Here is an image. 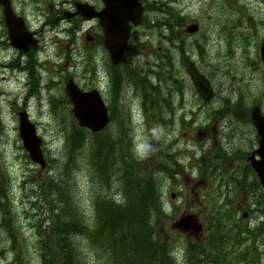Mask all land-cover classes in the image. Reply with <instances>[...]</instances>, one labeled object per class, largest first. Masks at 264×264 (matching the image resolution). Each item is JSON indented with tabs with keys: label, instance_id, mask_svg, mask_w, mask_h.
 Wrapping results in <instances>:
<instances>
[{
	"label": "rangeland",
	"instance_id": "374dc122",
	"mask_svg": "<svg viewBox=\"0 0 264 264\" xmlns=\"http://www.w3.org/2000/svg\"><path fill=\"white\" fill-rule=\"evenodd\" d=\"M156 1L161 3L162 11L147 10L149 12L144 14L143 20H149L150 24H154L156 20L166 19L170 23L174 12L182 15L180 27H175L173 34L166 33L165 29L163 33L165 36H161L156 29H146L145 24L133 28L131 41L139 43L138 56L131 57L119 69L109 66V71L106 69L109 62H103L99 71L101 84L106 81V76L110 78L113 69L114 73L121 75L122 80L125 74H134L136 78H133L130 84L137 90L139 88H136L133 83L140 85L146 83V77L142 74L150 77L151 82L155 83L154 75L148 72L150 68L154 70L155 63L159 62L153 50L161 53L168 48L174 65L173 77L182 84V94L174 97L173 111L166 116L169 121L164 125L159 122L158 117L153 120L146 118L140 97L129 96L127 98L125 93L118 94L117 88L112 90L109 87L108 89L105 82V87H99L106 92H103L102 97L109 107L111 122L101 138H104L107 144V141L111 140L112 146L109 148L115 153L121 149L123 151L129 149L137 159H145L144 162L152 171L161 161L168 158L167 154H177L178 166H176L174 178L168 179L165 175L162 176V202L165 213L170 216L166 218L164 214L165 218L160 224L162 229H157V232L163 237H168L169 234L178 236L171 228L172 223L184 214L196 213V199L214 187L213 180L211 188L209 189L211 185L209 181L207 188L204 189L205 181L197 169L196 157L208 156L206 152L208 147L203 148L204 143L199 135L202 131L197 123L203 124L206 131L210 130L212 135H217L220 141L233 139L234 136L243 137L248 134L249 128L239 120L248 116L251 102L264 103V74L258 53L261 41L264 39V3H261V0H216L213 6V0H176L177 3L167 2L168 0H153L151 6ZM235 4L236 6H233ZM46 11H48L47 8ZM189 24H197L198 31L194 34L187 33L185 27ZM169 40L176 44L183 43L185 54L195 62L200 72L204 73L202 66L209 68V63L211 67H220L211 71L214 77H210L212 79L210 81L216 84L215 97L204 106L199 114L196 111L197 97L188 78L187 69L181 65L179 52ZM198 45L203 48L205 54L202 59L198 54ZM5 57L4 51H1L0 92L3 95L0 96V124L4 123L5 135L0 137V189H3L5 195L3 196L0 192V203L6 206L0 207V264H14L12 261L15 250H18L19 254L24 257L26 264H40L37 239L31 224L48 216L46 208H42L46 205L42 187L45 184L46 175L51 171L56 173L59 164L61 167L67 162L69 154L66 151L64 137L73 117L71 107L62 104L66 103L63 100L64 92H60V88L56 85L50 87V91L42 92L40 99L35 97L29 100L30 92H32L29 90L27 97L23 100L20 97V88L24 83L22 80L24 76H19L15 81L11 72L7 74L5 71L8 69L2 65L6 63ZM229 75H235V78H228ZM53 78L62 80V73L58 72ZM122 84L129 91L133 89V87H127V80ZM91 85L95 87L97 83H91ZM240 88L244 94L241 105L248 107L243 109L245 116L241 109L232 107L229 110L222 107L223 98L227 96L240 98ZM107 89L108 95H106ZM186 101L190 103L187 104ZM153 105L157 106V104ZM149 106L151 105L144 103V108H149L147 111L153 114ZM22 110L28 113L42 139V150L46 163L53 160V165L49 169L46 167L40 169L25 156V150L19 138L17 119V113ZM187 111H191V114L184 115ZM217 111L218 113H215ZM61 112L64 113V117ZM60 121L63 122L64 127L60 126ZM186 121H190L192 126H185ZM81 157V152L73 154L68 176L70 180L73 176L72 195L75 197L76 205L86 217H90L92 194L88 193V189L90 192L91 183ZM145 166V164L140 165V168L145 169ZM156 175L154 173L155 177ZM227 190L230 191L228 198L241 201L246 197L241 188L230 187ZM171 193L175 194L173 199L170 198ZM6 219L9 226L13 227L16 224L27 240L18 238H14V241L10 240L8 232L1 226ZM262 220L263 218L251 221L246 219L243 223L257 228L256 225H259ZM178 237L176 239L178 242L183 241L187 244L195 239L194 236L188 235ZM261 244L264 245V241L258 244L256 251L259 256H262L260 264H264V246ZM248 246H253V243ZM82 247L87 250L84 246ZM182 253L183 251L179 255L180 261L183 259ZM92 263H95L94 259Z\"/></svg>",
	"mask_w": 264,
	"mask_h": 264
},
{
	"label": "trees",
	"instance_id": "16d2710c",
	"mask_svg": "<svg viewBox=\"0 0 264 264\" xmlns=\"http://www.w3.org/2000/svg\"><path fill=\"white\" fill-rule=\"evenodd\" d=\"M160 6L156 1L151 6V11H162ZM181 16L173 12L170 23L166 19L156 20L154 24L143 20L142 25L145 24L146 29H156L161 36H165L163 33L166 30V33L173 34L174 28L180 27ZM169 41L178 50L181 65L187 68L190 58L185 54L183 43ZM197 48L202 59L205 55L203 48L199 45ZM137 53V49L128 51L127 60ZM153 53L159 62L155 63V69H149V72L154 75L156 82L151 84V78L142 74L146 77V89L140 91V99L146 118L153 120L161 112V118H158L161 121L164 112L172 113L173 99L182 94V84L173 77L174 65L169 49L166 48L161 53L153 50ZM210 65L211 63L208 64L209 68L202 66V69L212 78L214 76L211 71L220 67ZM109 66L111 68V65ZM125 75L131 80L134 78V74ZM136 85L141 87L138 83ZM144 103L151 105L149 107L153 114L147 111L149 108H144ZM62 104L68 105L67 102ZM153 104L157 106L154 107ZM63 114L61 112L62 116ZM60 126L64 127L61 121ZM103 133L104 131L91 134L80 128L73 119L70 121V127L64 137L69 154L67 162L61 167L59 164L56 173H48L42 187L46 200V205L42 208H46L48 216L40 218L36 222L38 224H33L41 264H178V254L172 253L175 249L173 241L157 232V229H162L160 224L165 218L164 214L166 218L170 216L163 208L161 187L162 176L172 179L176 174L178 162L175 155L167 154L168 158L161 161L152 171L144 162L145 159H137L129 149H121L116 153L111 151L109 147L112 142L108 140L107 144L104 138H101ZM75 152L82 153L83 167L90 177V217H86L84 212L79 210L72 195L73 176L70 180L68 172ZM143 164L146 165L145 169L140 168ZM52 165L53 160L47 162L46 168L49 169ZM154 173L157 174L156 177ZM0 192L5 195L2 188ZM5 206L0 203L1 208ZM213 223L207 225L204 241L189 247L186 245L184 249L189 254H186L184 264H230L234 257L235 260L244 259L245 253H252L251 264L261 261L262 256L255 258L256 248L260 243L255 241L263 229L237 230L236 225L230 226L227 222L218 221L214 226ZM1 226L8 232L10 240L24 239L22 234L8 225L7 219ZM222 228L227 230L222 231ZM243 232L246 234L244 241ZM247 239H253V246H248L250 243ZM242 243H245L243 248L246 251H239V245ZM93 259L95 263H92ZM12 262L24 264V257L20 256L18 250Z\"/></svg>",
	"mask_w": 264,
	"mask_h": 264
},
{
	"label": "flooded vegetation",
	"instance_id": "af4514ba",
	"mask_svg": "<svg viewBox=\"0 0 264 264\" xmlns=\"http://www.w3.org/2000/svg\"><path fill=\"white\" fill-rule=\"evenodd\" d=\"M7 1L8 24L0 5V52L4 51L6 55L4 59L6 63L2 65L8 69L5 71L7 74L11 72L15 81L19 76H24L22 78L24 83L21 84V90L19 89L20 97L23 100L27 97L29 90H32L29 96L30 100L38 98V94L40 97L42 92L50 91L49 88L56 85L60 88V92H64L63 100L67 102L69 100L65 94V86L70 79L82 91L95 88L101 94L106 93L103 88H100L101 86L105 87L106 82L108 89L109 87L112 90L117 88L118 94L125 93L127 98L136 96L137 91L131 84H128L127 87H133L134 90L130 89L129 91L128 88L123 87L122 83L126 81V76L122 80L121 75L114 73V69L112 72L110 71V78L104 77L106 81L101 84L102 79L99 71L103 62H109V54L103 44L104 35L98 18H86L85 15L100 12L104 8L102 0ZM152 1H141L145 10L151 9ZM167 2L177 3L176 0ZM260 2L264 3V0ZM215 3L216 0H213V6ZM207 4L209 6L210 2L208 1ZM10 25L17 27L15 34L18 35L13 36L16 40L23 38L24 41L26 39L22 42V48L12 43L8 29ZM20 32L25 35L21 37ZM137 45L139 44L128 43L127 51L136 50ZM107 65L106 69L109 71V64ZM58 72L62 73V80L53 78ZM262 73L264 74V70ZM91 83H97V85L93 87ZM108 89L106 95H108ZM1 93L0 96L3 95ZM186 103L190 102L186 101ZM258 106L261 114L264 115V103L260 102ZM196 108L199 114L204 109L203 102H197ZM187 114H191V111H187L184 115ZM239 121L248 126V134L221 141L217 135H212L210 130L206 131L203 124L197 123L202 131L199 135L204 143L203 148L208 147L206 149L208 156H199L202 168L201 176L205 181L204 189L211 181L210 189L214 180L213 188H217L220 195V198L210 197L211 194L205 193L196 199L199 216L201 217L204 212L206 220H214V218H216L215 221L232 220L235 218L238 223H243L246 219L251 221L263 218L264 220V203L259 197L253 198L260 192L261 185L252 169L251 159L253 154L255 159H259L256 150L260 144V136L253 127L250 115ZM189 123L190 121H186V124ZM186 124L187 127L192 126V123ZM232 135H234V131H232ZM208 157L209 160H207ZM230 187L245 188V190H251L253 187L255 194L251 197L246 196L241 201L236 198H228L230 191L227 188ZM222 188L226 189L222 191ZM201 222L202 232L200 235H203L207 224L206 222L203 224L202 218ZM232 222L233 220L229 225ZM221 230L226 231L227 229L222 228ZM185 234L190 235V232Z\"/></svg>",
	"mask_w": 264,
	"mask_h": 264
},
{
	"label": "water",
	"instance_id": "95a60500",
	"mask_svg": "<svg viewBox=\"0 0 264 264\" xmlns=\"http://www.w3.org/2000/svg\"><path fill=\"white\" fill-rule=\"evenodd\" d=\"M104 8L97 13L86 14V18L97 17L99 24L104 33V47L107 49L110 61L112 64H121L125 61V50L127 41L130 35L131 25L137 26L142 17L143 7L140 0H102ZM0 4L4 8L5 21L8 24V1L0 0ZM17 28V27H16ZM16 28H9V35L12 43L22 48V39H15ZM198 29L195 24L188 25L186 31L188 33H194ZM22 37L23 32L19 33ZM260 59L264 65V40L259 49ZM188 76L191 80L193 87L197 94L204 100L210 101L214 95L209 81L204 75L199 73L194 64L190 62L188 64ZM65 92L72 104V114L78 125L91 132H100L108 124L109 117L107 113V107L102 102L99 93L96 90L88 92L80 91L72 81L66 84ZM252 119L258 133L264 137V117L262 118L258 114V110H254ZM19 133L22 138L23 147L29 154L30 159L39 164L42 168L45 166V162L40 150L41 140L37 137L35 127L28 120L26 113H19ZM260 144L258 154L261 159H264V144ZM257 176L260 179V183L264 191V166L261 161H258L253 165ZM173 197V196H172ZM174 228L187 231L190 228L196 231L200 229L195 225V219L191 215H187L174 223Z\"/></svg>",
	"mask_w": 264,
	"mask_h": 264
},
{
	"label": "bare ground",
	"instance_id": "6f19581e",
	"mask_svg": "<svg viewBox=\"0 0 264 264\" xmlns=\"http://www.w3.org/2000/svg\"><path fill=\"white\" fill-rule=\"evenodd\" d=\"M157 117H158V118H161V112L158 113V116H157ZM238 225H239V226H245L246 224L240 222V223H238ZM186 245H187V243H184V242L182 241V248H185Z\"/></svg>",
	"mask_w": 264,
	"mask_h": 264
}]
</instances>
